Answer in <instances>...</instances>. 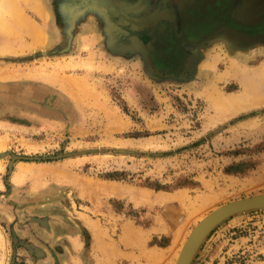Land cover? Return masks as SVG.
I'll use <instances>...</instances> for the list:
<instances>
[{
	"label": "rangeland",
	"instance_id": "374dc122",
	"mask_svg": "<svg viewBox=\"0 0 264 264\" xmlns=\"http://www.w3.org/2000/svg\"><path fill=\"white\" fill-rule=\"evenodd\" d=\"M188 2L0 0V264H173L203 219L264 195V48L151 63L163 26L187 47ZM213 236L192 264L264 260V210Z\"/></svg>",
	"mask_w": 264,
	"mask_h": 264
},
{
	"label": "crops",
	"instance_id": "0c3cea01",
	"mask_svg": "<svg viewBox=\"0 0 264 264\" xmlns=\"http://www.w3.org/2000/svg\"><path fill=\"white\" fill-rule=\"evenodd\" d=\"M183 31L186 48L177 44L168 27L161 28V38L152 46L150 54L151 63L159 72L177 75L191 70L198 61V55L188 50L192 43L241 52L264 48V0H189L183 12ZM213 239L214 236L209 242ZM217 240L203 244L198 252L201 259L210 256ZM243 250L253 253L250 246ZM245 264H264V260L249 256Z\"/></svg>",
	"mask_w": 264,
	"mask_h": 264
},
{
	"label": "water",
	"instance_id": "95a60500",
	"mask_svg": "<svg viewBox=\"0 0 264 264\" xmlns=\"http://www.w3.org/2000/svg\"><path fill=\"white\" fill-rule=\"evenodd\" d=\"M255 210H264V195L235 201L209 215L191 234L177 264H192L206 239L219 225L232 217Z\"/></svg>",
	"mask_w": 264,
	"mask_h": 264
},
{
	"label": "bare ground",
	"instance_id": "6f19581e",
	"mask_svg": "<svg viewBox=\"0 0 264 264\" xmlns=\"http://www.w3.org/2000/svg\"><path fill=\"white\" fill-rule=\"evenodd\" d=\"M36 12V11H35ZM23 16V13L20 15V17L19 18H21ZM233 95V94H232ZM233 96H235V94L233 95ZM231 97V98H229L230 100H232V101H236V100H238L237 99V95L235 96V97ZM215 211H217V210H215ZM205 215V214H204ZM204 215H202L203 217H204ZM203 217L202 218H200V219H203ZM207 218V217H206ZM205 218V219H206ZM204 220V219H203ZM202 221V220H201ZM193 231V230H192ZM192 234V233H191ZM188 235H189V233L187 234V237H188ZM187 237L184 239V242H183V244L185 245V241H186V239H187ZM188 239H189V237H188ZM187 244V243H186ZM185 247V246H184ZM182 249H183V245L181 246V248L179 249V251L177 252V250H175L174 251V254H173V256H174V258H175V260H174V263L173 264H177V262H178V259H179V257H180V253L182 252Z\"/></svg>",
	"mask_w": 264,
	"mask_h": 264
},
{
	"label": "built area",
	"instance_id": "2783aa9c",
	"mask_svg": "<svg viewBox=\"0 0 264 264\" xmlns=\"http://www.w3.org/2000/svg\"><path fill=\"white\" fill-rule=\"evenodd\" d=\"M262 242H263L262 244H264V238H263V241Z\"/></svg>",
	"mask_w": 264,
	"mask_h": 264
}]
</instances>
